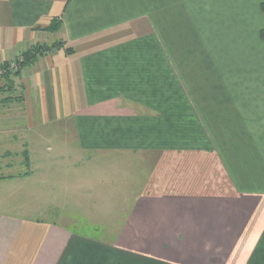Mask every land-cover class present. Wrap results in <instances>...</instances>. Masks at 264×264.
Wrapping results in <instances>:
<instances>
[{
	"label": "crops",
	"instance_id": "1",
	"mask_svg": "<svg viewBox=\"0 0 264 264\" xmlns=\"http://www.w3.org/2000/svg\"><path fill=\"white\" fill-rule=\"evenodd\" d=\"M209 7L198 20L201 4L187 15L183 0H0V65L63 44L0 78L4 167L45 129L70 138L67 199L86 160L141 180L126 184L130 213L101 232L115 238L96 239L36 217L55 174L0 175V264H264V0Z\"/></svg>",
	"mask_w": 264,
	"mask_h": 264
},
{
	"label": "rangeland",
	"instance_id": "2",
	"mask_svg": "<svg viewBox=\"0 0 264 264\" xmlns=\"http://www.w3.org/2000/svg\"><path fill=\"white\" fill-rule=\"evenodd\" d=\"M210 1L212 0H183V13L189 15L188 8L191 5H196L198 2L201 4V9L203 10H201L202 12H198V17L196 18L200 20L202 17H208L211 11L208 10V8H210ZM186 2L189 4L188 7L185 5ZM215 10L222 13L221 8H215ZM216 11H214V13L218 14ZM234 13L238 14L239 20L243 12L237 10ZM189 20L188 23L190 24L188 29L190 30H194V27H197V25L211 26L212 24L211 20L208 24H202L199 21L190 22ZM225 23L227 24L226 20ZM237 27L238 24L236 25V28ZM226 38L227 34L224 36V40ZM233 46L236 47V49L233 50H238V45L230 44V47ZM257 74L258 70L256 69V66H253L252 75L256 76ZM60 133L56 134L55 137L57 139L50 137L45 129L30 133L29 137L36 143V152H32L31 156L29 155V162L26 164L23 154H14L9 160L12 167L6 169L4 167L5 160L3 159V161L2 158H0V165L2 166H0V175H24L25 173H32L33 170V173L38 174L37 179L41 180L44 175L48 176L51 173L55 174L54 177L56 179L53 178L57 183L56 187H54L55 191L52 189L51 192L50 188L44 187L47 189L46 192L50 195L48 199H46V196L44 195V201L42 203L34 201L33 205L37 207V211L40 210L36 217H38V219L42 218L45 221L57 222L58 219L60 222L68 221L67 224L74 221L77 224H71V226L79 228L81 232L86 233L89 237H95L96 239H114L115 235L102 236L103 234H101V232L106 233L111 231L109 228H115L117 225L116 223L122 219V216H127L130 213L135 200L134 186H126V184L131 183L133 185L134 182L141 181L136 177L138 176L137 170L135 171L134 167H129V170L125 168L120 172L117 170L112 171L111 168V171L106 169L97 170L98 168L93 165L95 163L94 161L87 162L86 160L84 163L82 162L81 168L82 179L85 181L82 189L83 192L80 196L73 195L71 199L70 197L67 199L66 193H62L64 187L61 186L64 185V181H62L64 173L63 163H66V161L64 158L60 157V150L62 146H67L66 143L70 142V138L62 140ZM24 137H26V135ZM70 156L71 158H67L68 162H73L74 159L78 158L74 152H71ZM82 156V154L79 155V157ZM89 158H91V156H88V159ZM55 164L57 166L53 168ZM118 173L119 178L116 176ZM128 175L130 176L129 179H127ZM71 178L73 180V173ZM70 183H72L71 180ZM117 183H119L120 186ZM26 186H28L26 190L30 191V193H34V190L43 192V190L38 187H32L31 184H27ZM30 197L34 199L35 194ZM18 201L20 200L18 199ZM30 205V203H27V207H30ZM63 215H66L71 219L63 220ZM260 218H258L259 222H261Z\"/></svg>",
	"mask_w": 264,
	"mask_h": 264
},
{
	"label": "trees",
	"instance_id": "3",
	"mask_svg": "<svg viewBox=\"0 0 264 264\" xmlns=\"http://www.w3.org/2000/svg\"><path fill=\"white\" fill-rule=\"evenodd\" d=\"M60 26V22L58 20H54L52 21L51 25L48 27V31H56ZM62 43L60 44H55L54 46L50 47V46H41L39 48H36L32 51H29V52H26L24 54V57H25V61L21 64V67L23 66H26V65H29L31 63L34 62V60L36 59L37 55H41V54H44L46 53L48 50H51V49H54V48H60L62 47ZM68 53L71 52L70 48L67 50ZM4 66H7L8 63L6 64H3ZM17 73V72H16ZM25 157V162L26 164L29 162V154L28 152H25V154L23 155Z\"/></svg>",
	"mask_w": 264,
	"mask_h": 264
},
{
	"label": "built area",
	"instance_id": "4",
	"mask_svg": "<svg viewBox=\"0 0 264 264\" xmlns=\"http://www.w3.org/2000/svg\"><path fill=\"white\" fill-rule=\"evenodd\" d=\"M25 61L24 56L17 58L16 60L8 63L7 66L3 64L0 65V78L6 76L7 74H14L21 69V64Z\"/></svg>",
	"mask_w": 264,
	"mask_h": 264
}]
</instances>
